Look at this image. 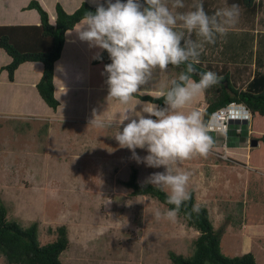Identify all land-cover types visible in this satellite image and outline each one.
Instances as JSON below:
<instances>
[{
  "label": "rangeland",
  "instance_id": "1",
  "mask_svg": "<svg viewBox=\"0 0 264 264\" xmlns=\"http://www.w3.org/2000/svg\"><path fill=\"white\" fill-rule=\"evenodd\" d=\"M213 1L233 4L231 0ZM257 13L262 29L258 41L255 32L246 28L227 32L219 39L227 44L230 38V47L237 45L244 58H250L249 51L254 49L259 62H264V0L257 4ZM83 60L84 67L76 74L81 93L72 91L61 99L64 110L74 112L70 115L45 113L27 92L22 105L15 107V101L9 100L11 91L0 83V201L6 206L7 220L24 229L37 221L40 244L54 240L55 228L65 225L69 243L60 255L63 264H172L169 251L190 255L198 231L179 215L175 220L157 219L155 211L163 213L166 206L147 196L130 195L121 183L132 168L138 170L140 182L165 169L138 163L129 149L121 148L114 139L119 131L115 121L112 127L91 123L95 117L105 122L122 119L123 108L107 100L103 68L97 80L91 79L98 72L91 67L89 77L85 67V63L90 66L89 61ZM163 73L166 80L158 82L157 88L165 90L179 69L169 67ZM244 75L238 83L245 80ZM150 95L157 96L156 92ZM85 102L86 108L95 106L97 114L86 113ZM193 109L200 111L196 106ZM105 114L113 116L103 118ZM250 127L252 135L246 136L242 145L249 149H232L231 157L227 152L225 160L218 157L222 152L219 146L218 154L195 156L181 162L178 170L191 174L187 190L202 182L204 187L209 184L210 191L195 190V198L198 205L207 207L214 228L224 226L221 253L232 257L251 252L257 264H264V142L250 146L251 137L264 132V116L251 117ZM247 151L251 158L244 159ZM136 154L143 158L147 152L137 148ZM0 264H8L2 256Z\"/></svg>",
  "mask_w": 264,
  "mask_h": 264
},
{
  "label": "clouds",
  "instance_id": "2",
  "mask_svg": "<svg viewBox=\"0 0 264 264\" xmlns=\"http://www.w3.org/2000/svg\"><path fill=\"white\" fill-rule=\"evenodd\" d=\"M90 3L95 11L85 14L75 32L90 48L108 53L111 63L104 66L107 100L128 105L153 81L157 70L184 66L170 80L167 90L160 93L163 107L137 102L125 110L122 119L105 122L95 117L91 122L99 127H112L115 121L119 131L114 139L121 148L129 149L138 163L165 169L151 174L147 182L167 191V203L174 205L163 213L157 209L155 217L175 220L181 205L191 198L187 190L191 174L179 171V164L195 156L207 157L214 146L212 129L202 113L183 109L221 78L212 71L198 72L195 66L200 63L204 44L215 43L217 36L226 35L236 24L240 5L233 3L210 15L203 0H193L191 10L182 12L174 9H184V0H171L170 5L168 0H90ZM193 34L197 39H193ZM94 58L101 56L97 53ZM137 148L147 155L139 157ZM192 211L198 213L199 208L193 206Z\"/></svg>",
  "mask_w": 264,
  "mask_h": 264
},
{
  "label": "trees",
  "instance_id": "3",
  "mask_svg": "<svg viewBox=\"0 0 264 264\" xmlns=\"http://www.w3.org/2000/svg\"><path fill=\"white\" fill-rule=\"evenodd\" d=\"M236 3L246 10L254 11V0H236ZM23 9H35L39 14V23L0 25V49L11 58L8 64L0 67V70H5L8 80L12 81L14 72L20 64L40 62L43 69L35 88L42 101L50 109L56 111L60 102L54 94V64L60 57L65 32L73 29L88 11L94 12L95 6L82 2L73 12L67 13L59 3H56L53 24L49 22L47 11L38 1L31 0ZM98 53L101 58L96 59L94 57L97 54L94 55L91 59L93 66L108 61L106 51L99 50ZM195 67L198 72L212 71L221 78L218 84L203 93L206 105L202 115L205 122L208 121L213 111L230 102L244 104L250 111L251 117L264 116V72L254 71L247 82L244 80L239 85H234L229 79L227 70L223 71L217 65H209L207 68L198 65ZM178 69L180 73L184 66ZM194 79L198 80L199 76H194ZM135 98L160 107L164 106V99L160 95L137 94ZM232 132L230 129L227 145L240 146L241 143L235 140L240 134L233 137ZM219 138L218 144L222 142L221 134ZM251 138L264 141V132L259 137ZM121 183L130 190L129 194L132 196H147L156 199L167 209L174 208V205L167 203V191H162L147 181L138 180L136 168H132L128 178L122 180ZM188 191L191 198L181 205L177 215L184 219L187 226L198 231V235L193 240V251L190 255L183 256L169 251L168 256L172 264H257L251 252L232 257L221 253L220 240L224 226L214 228L207 208L196 203L194 189L189 188ZM193 206L199 208L198 213L192 211ZM55 233L54 240L40 244L37 237V221L24 229L16 221L7 220L6 206L0 201V256L4 257L8 264H63L60 255L69 243L66 226H57Z\"/></svg>",
  "mask_w": 264,
  "mask_h": 264
},
{
  "label": "crops",
  "instance_id": "4",
  "mask_svg": "<svg viewBox=\"0 0 264 264\" xmlns=\"http://www.w3.org/2000/svg\"><path fill=\"white\" fill-rule=\"evenodd\" d=\"M31 0H0V25H31V24H38L39 23V14L35 9H23ZM40 3V5L47 11L48 19L50 23L55 22V5L56 3H59L63 9L67 13L73 12L82 2H86L89 5L94 6L90 3V0H36ZM233 3H236V0H231ZM103 2V0H101ZM115 2V0H113ZM169 5L171 3V0H168ZM256 2H261V0H254V11H249L244 9L240 6V15L238 18V21L236 24L229 28L228 32H234L235 29H242L245 28L254 31V35L258 36L257 41L259 39V35L261 34L262 29H259L258 25V19L257 20V4ZM193 3V0H184L185 8L184 9H174V11H188L191 10V4ZM203 5L205 8V11L208 12L210 15L213 14L217 9L228 6L223 5V2L218 5L213 0H203ZM242 13V14H241ZM241 20H243L241 22ZM81 21V20H80ZM79 21V22H80ZM79 22L76 23L73 29L68 30L65 32V39L63 43V47L61 50L60 57L57 61H55L54 64V75H53V85H54V94L56 98L59 100L60 105L57 107L56 111H53L50 109L40 98V96L37 93V90L35 88V84L38 82V80L41 77L43 66L40 62H24L19 65V67L14 72V78L12 81L8 80L7 73L5 70H0V83H3L9 91H11L10 95V101H15L14 106L18 107L21 106L23 101L25 100V92L30 93L36 100L37 105L39 107H42V111H44L47 114H64V115H70L74 112H68L64 110V105L62 106L61 99H66L65 95L67 96V93H73L72 91H82L81 86L77 85V83L80 81L78 76L76 75L78 73V69L83 66V59L85 58L86 61H89V67H85L87 69V73L90 77L91 72L93 71L91 67H94V70L97 73V75H92L90 78L92 79H98L100 72L102 73L101 68L104 70L103 62L97 65H91V59L94 55H96L99 52L98 48H90L89 44L87 42L81 41L78 38L77 33L75 32V29L78 28ZM256 25L258 27H256ZM264 33V31L262 32ZM220 36H217L216 41L219 40V43L215 41V43H205L203 47V51L201 52V55L199 57L200 63L198 66L202 68H207L209 65H217L222 70H227L229 79L234 85L236 84L235 81L240 82L238 79L242 76H245L244 73H246L245 81L249 80V78L252 76L254 71H260L264 72V62H259L257 53L253 49L252 51H249V54L251 55L250 58H244V56H241L240 52L237 51L238 47L237 45H234V47H230V38L229 43L226 44V42L223 40V38L219 39ZM193 39H197L195 34H193ZM254 39V38H253ZM228 42V41H227ZM255 43V42H254ZM86 53V55L84 54ZM94 53V54H93ZM84 55V56H83ZM237 55H239L237 57ZM83 57V59H81ZM0 67L3 65H6L10 62L11 58L6 54V52L2 49H0ZM245 59V60H244ZM83 60V61H82ZM82 61V62H81ZM6 78V80H5ZM173 79V78H171ZM168 80V86L170 80ZM165 76L163 71H156L153 76V81L146 86L147 88H143L142 92L140 94H152L153 92H156L157 95H160L161 92L166 91L157 88L158 82H164ZM82 83V82H81ZM88 84L90 82L87 81ZM76 84V85H75ZM239 85V83L237 84ZM243 85V84H242ZM244 86V85H243ZM86 89L89 90L88 87ZM69 91V92H68ZM66 92V93H65ZM89 92H92V89L89 90ZM78 93V94H79ZM82 98H84L83 94H79ZM80 98V99H82ZM135 98V97H134ZM133 98L129 103H135L138 102ZM138 99V98H136ZM85 100H87V96L85 97ZM139 100V99H138ZM141 101V100H139ZM197 101L201 102L200 104H197ZM145 102L146 105H152V103ZM110 103L112 106H116L117 108H123V113L127 108H129L128 105H121L115 100L110 99ZM205 101L203 94L197 96L188 106H186L183 111L187 112L190 110H193V108L196 106V109H199L201 112L205 108ZM84 107L86 110V113L88 114H97L95 111V106L86 108V102L84 104ZM100 109H98L99 111ZM97 111V112H98ZM55 112V113H54ZM92 114V115H93ZM108 116L113 115H107L103 118H106ZM254 118V116L252 117ZM232 129V128H231ZM245 130L240 133L238 137L235 138L236 141L241 143L240 146H228V153L229 157H231L230 151L235 148H247L250 147L242 146L243 141L245 140L247 134L244 133ZM213 136L214 146L211 149V153L218 154L216 151L218 150V147L221 145L218 144L220 133L217 132H211ZM262 134V131L258 133L260 136ZM237 134L232 132V136H236ZM252 135V131H251ZM256 137V136H255ZM264 142V141H262ZM261 143V141L258 142V145ZM257 145V146H258ZM219 157V156H218ZM220 158V157H219ZM239 159H241V156H238ZM244 159L251 158V153L246 152ZM239 162L243 163L242 160H238ZM231 162H235L232 161ZM230 162V163H231ZM217 165V164H214ZM232 181V180H231ZM239 185L237 181L233 182ZM242 184V183H241ZM240 184V185H241ZM245 185V183H243ZM230 185V183H229ZM228 185V187H229ZM243 186V185H242ZM195 190H200L201 188L206 190L207 192L210 191L208 188H210L209 184L204 187L203 182L199 184L198 186L191 187ZM220 191L221 189L218 188ZM197 192H195L196 197ZM218 197V195H217ZM197 198V197H196ZM195 198V200H196ZM217 201H219V198H216ZM197 203V201H196ZM207 208V207H206Z\"/></svg>",
  "mask_w": 264,
  "mask_h": 264
},
{
  "label": "built area",
  "instance_id": "5",
  "mask_svg": "<svg viewBox=\"0 0 264 264\" xmlns=\"http://www.w3.org/2000/svg\"><path fill=\"white\" fill-rule=\"evenodd\" d=\"M109 59V56L107 57ZM251 113L247 107L238 102H230L229 104L218 108L213 111L206 122L212 129V132H217L222 135V152L219 157L222 159H228V148L227 141L230 136V129L234 131L235 134H240L243 129L245 130L247 136L251 134ZM245 126V128H243Z\"/></svg>",
  "mask_w": 264,
  "mask_h": 264
},
{
  "label": "water",
  "instance_id": "6",
  "mask_svg": "<svg viewBox=\"0 0 264 264\" xmlns=\"http://www.w3.org/2000/svg\"><path fill=\"white\" fill-rule=\"evenodd\" d=\"M258 142L259 141L257 139L253 138V139L250 140V146H252V147L253 146H257L258 145Z\"/></svg>",
  "mask_w": 264,
  "mask_h": 264
}]
</instances>
